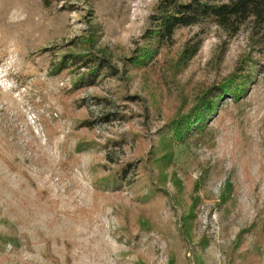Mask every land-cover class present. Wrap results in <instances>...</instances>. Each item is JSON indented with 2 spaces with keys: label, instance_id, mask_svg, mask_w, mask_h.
<instances>
[{
  "label": "rangeland",
  "instance_id": "obj_1",
  "mask_svg": "<svg viewBox=\"0 0 264 264\" xmlns=\"http://www.w3.org/2000/svg\"><path fill=\"white\" fill-rule=\"evenodd\" d=\"M160 1L0 0V264H264V55Z\"/></svg>",
  "mask_w": 264,
  "mask_h": 264
},
{
  "label": "trees",
  "instance_id": "obj_2",
  "mask_svg": "<svg viewBox=\"0 0 264 264\" xmlns=\"http://www.w3.org/2000/svg\"><path fill=\"white\" fill-rule=\"evenodd\" d=\"M149 21L152 31L149 38L156 41L157 44H171L176 32L182 29L212 25L233 37L240 32L243 26L249 24L252 35L260 46L259 54L264 55V0H161ZM200 45L201 43L196 40L193 41L192 45L187 46L184 50L185 58L187 60L194 58L200 49ZM95 62L86 60L83 64L87 69H90V65L95 64ZM256 66L254 68L259 70L257 63ZM90 70H93L90 85L94 84V79L97 76L101 77L108 74L113 76L114 74L109 67H103L101 64ZM105 70L106 72H104ZM243 72H247V69L241 67L239 75L243 77L240 79L245 80L249 74ZM238 79L234 78L227 86L217 89L210 96L205 93L200 98L199 103L191 110L194 112L192 123L196 125L198 121L203 122L212 115L213 98H217L225 92L226 96L236 98L237 94L232 90L237 87L236 80Z\"/></svg>",
  "mask_w": 264,
  "mask_h": 264
}]
</instances>
